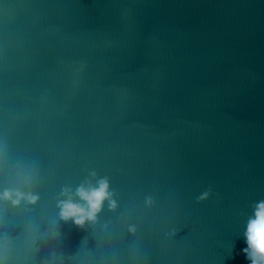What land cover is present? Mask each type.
<instances>
[{"label": "water", "instance_id": "water-1", "mask_svg": "<svg viewBox=\"0 0 264 264\" xmlns=\"http://www.w3.org/2000/svg\"><path fill=\"white\" fill-rule=\"evenodd\" d=\"M6 190L0 264H251L264 0H0Z\"/></svg>", "mask_w": 264, "mask_h": 264}, {"label": "clouds", "instance_id": "clouds-1", "mask_svg": "<svg viewBox=\"0 0 264 264\" xmlns=\"http://www.w3.org/2000/svg\"><path fill=\"white\" fill-rule=\"evenodd\" d=\"M97 185V187L89 186L88 188L81 185L77 188L76 194L86 201V207L73 203L71 199L61 201V216L65 219L74 218V222L77 224H82L85 219H94L102 201L110 195L107 192L106 180H99ZM13 195L16 197L13 203H18L20 199L30 202L36 199L30 193L18 190L15 192L6 190L0 198L11 199ZM244 235L247 248L243 251L247 254L246 258L251 261V264H264V200L254 204Z\"/></svg>", "mask_w": 264, "mask_h": 264}]
</instances>
